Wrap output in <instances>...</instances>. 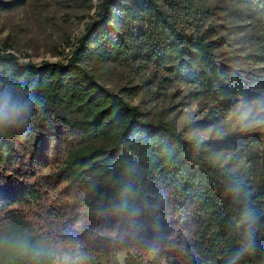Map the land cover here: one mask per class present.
Returning <instances> with one entry per match:
<instances>
[{
	"label": "rangeland",
	"instance_id": "rangeland-1",
	"mask_svg": "<svg viewBox=\"0 0 264 264\" xmlns=\"http://www.w3.org/2000/svg\"><path fill=\"white\" fill-rule=\"evenodd\" d=\"M0 1L7 5L0 10V53L41 64L64 63L78 53L87 29L100 19V5L110 0ZM113 1L117 6L110 9L112 16L101 32L107 31L106 36L119 33L127 50L123 53L117 44L113 50L112 40L90 42L81 54L82 66L100 85L136 107L143 122L164 121L189 140L224 141L221 147L208 150L210 160L259 192L264 203V84H255L258 79L264 82V0ZM149 2L157 5L176 34L147 8ZM197 38L210 45L225 84L231 82L223 68L245 81L246 97L231 96V104L212 98L200 84L179 81L168 66L147 59L157 42L159 47L171 42L184 51L189 40ZM63 116L69 123L67 142L84 143L76 132L83 120L70 108ZM90 147L105 153L111 149L108 139ZM46 152L25 143L16 150L14 165L0 167V194L7 188L27 187L35 195L25 205L0 212V264H188L182 251L192 228L185 214L172 219L169 212L148 203L157 197L156 189L171 183L169 174L136 158L146 202L134 208L123 202L114 205L107 215L109 223L96 225L89 221L94 210L87 199L90 188L75 190ZM183 169L194 181L191 193L205 197L209 178L190 161ZM159 215L169 221L170 240L146 250L133 246L131 231H145ZM204 216L206 225L217 232L213 212L205 211ZM29 240L33 249L26 244ZM223 252L224 245L217 250L221 256ZM228 264L242 263L233 256Z\"/></svg>",
	"mask_w": 264,
	"mask_h": 264
},
{
	"label": "trees",
	"instance_id": "trees-1",
	"mask_svg": "<svg viewBox=\"0 0 264 264\" xmlns=\"http://www.w3.org/2000/svg\"><path fill=\"white\" fill-rule=\"evenodd\" d=\"M115 4L113 0L103 1L99 7L100 19L87 29L78 53L67 62L35 64L22 62L13 53H0V108L4 110L0 113V167L6 169L14 165L16 150L25 143L33 145L37 151L45 149L48 156L55 158L60 172L65 173L64 180L75 185V190L90 188L87 199L94 210L89 221L101 225L108 222L112 206L123 202L134 208L146 202L141 195L136 168V158H141L148 166L161 168L172 178L171 183L155 190L157 197L148 203L166 210L172 219L179 213L185 214L192 228L182 251L188 264H228L233 256L242 264H264L261 195L214 165L208 155L210 148H219L224 141L189 140L164 121L143 122L136 107L100 85L82 66L80 57L90 42L112 40L113 50L116 44L122 46L123 53L127 50L124 37L119 33L106 36L107 31L101 32ZM146 6L176 34L155 3L149 2ZM6 8L0 1V10ZM157 43L148 61L168 66V71L179 81L200 84L207 96L223 98L228 104L232 103L231 96H247L245 81L234 71L223 68L224 77L231 83L223 82L210 45L202 38L190 39L184 51L171 42L160 47ZM255 84L264 82L258 79ZM66 108L84 122L76 129L84 137L80 145L73 146L65 139L69 127L63 116ZM100 139H108L111 148L108 153L90 147ZM189 161L209 178L205 197L191 193L194 181L184 175L183 169ZM9 190L0 194V212L35 199L30 188ZM205 211L213 212L217 232L206 225ZM168 222L166 216L159 215L145 231L133 229V246L146 250L160 242L166 244L171 238ZM107 226L104 224L106 230ZM26 244L34 248L32 240ZM223 245L221 256L217 250Z\"/></svg>",
	"mask_w": 264,
	"mask_h": 264
},
{
	"label": "clouds",
	"instance_id": "clouds-1",
	"mask_svg": "<svg viewBox=\"0 0 264 264\" xmlns=\"http://www.w3.org/2000/svg\"><path fill=\"white\" fill-rule=\"evenodd\" d=\"M4 110L2 108H0V113H3ZM5 115H7V113H4Z\"/></svg>",
	"mask_w": 264,
	"mask_h": 264
}]
</instances>
